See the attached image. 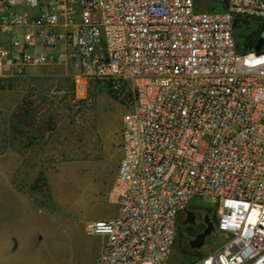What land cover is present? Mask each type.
<instances>
[{"label":"built area","instance_id":"1","mask_svg":"<svg viewBox=\"0 0 264 264\" xmlns=\"http://www.w3.org/2000/svg\"><path fill=\"white\" fill-rule=\"evenodd\" d=\"M216 1L0 0V80L60 64L76 93H133L105 193L116 216L84 223L106 238L91 264H167L195 199L223 240L184 264H264V0Z\"/></svg>","mask_w":264,"mask_h":264},{"label":"rangeland","instance_id":"2","mask_svg":"<svg viewBox=\"0 0 264 264\" xmlns=\"http://www.w3.org/2000/svg\"><path fill=\"white\" fill-rule=\"evenodd\" d=\"M215 8L222 9L220 0ZM256 28L257 23L249 21L242 28L243 39ZM260 38L264 39V33ZM254 50H264V44ZM0 86V171L3 160H8L15 176L12 189L26 199L28 217L36 213L44 221H60L67 215V200L74 202L86 187L106 184L107 174L103 184L92 177L93 172L111 177V166L117 168L122 118L133 103L130 85H89L86 92L76 93L70 69L54 64L29 68L22 76L0 80ZM25 96L32 101L27 126L18 125L12 117ZM39 173L42 177L35 183ZM82 184L85 188L80 189ZM194 201L193 206L214 207L200 199ZM222 240L212 235L202 248L185 252L187 236L178 225L167 264L189 262Z\"/></svg>","mask_w":264,"mask_h":264},{"label":"crops","instance_id":"3","mask_svg":"<svg viewBox=\"0 0 264 264\" xmlns=\"http://www.w3.org/2000/svg\"><path fill=\"white\" fill-rule=\"evenodd\" d=\"M120 156L121 151L118 158ZM111 169H114L111 177L109 173H92V177L103 184V176L107 174L106 184L86 188L82 184L79 188L85 189L81 196L74 202L67 200L66 217L60 221H44L37 218L36 213L28 217L26 199L12 189L15 176L10 172V162L3 160L0 171V264H91L97 259L106 238L86 234L84 223L107 221L116 216V207L105 201L116 165ZM80 189L77 188L76 193Z\"/></svg>","mask_w":264,"mask_h":264},{"label":"flooded vegetation","instance_id":"4","mask_svg":"<svg viewBox=\"0 0 264 264\" xmlns=\"http://www.w3.org/2000/svg\"><path fill=\"white\" fill-rule=\"evenodd\" d=\"M189 212V215L186 213ZM212 217H214V211L211 208H207L204 205L193 206L189 205L186 209L178 215V225L185 232L187 236L188 249L185 252L200 249L204 246L206 240L214 235L212 231L209 235L203 239V244L199 248L193 247V243L198 236H200L206 228L205 220L213 224Z\"/></svg>","mask_w":264,"mask_h":264},{"label":"trees","instance_id":"5","mask_svg":"<svg viewBox=\"0 0 264 264\" xmlns=\"http://www.w3.org/2000/svg\"><path fill=\"white\" fill-rule=\"evenodd\" d=\"M221 4H222V8L224 7V1L220 0ZM251 39H255V37H251ZM254 41V40H253ZM1 89V86H0ZM31 105H32V101H30L28 99V97H23L20 102L16 105L14 111L12 112V117L15 120V122L18 125H30L29 123V116H30V111H31ZM42 174L39 173L38 177L36 180H34L35 183L39 182V180L41 179Z\"/></svg>","mask_w":264,"mask_h":264},{"label":"water","instance_id":"6","mask_svg":"<svg viewBox=\"0 0 264 264\" xmlns=\"http://www.w3.org/2000/svg\"><path fill=\"white\" fill-rule=\"evenodd\" d=\"M260 44H264V39L262 38L258 39L256 45H260ZM189 214H190L189 212L186 213V215ZM204 222L206 224V228L204 229L203 233L200 236H198L199 238H197L193 243V247L195 248H199L200 246H202L204 237L209 235L214 230L213 224L211 222L206 220Z\"/></svg>","mask_w":264,"mask_h":264}]
</instances>
